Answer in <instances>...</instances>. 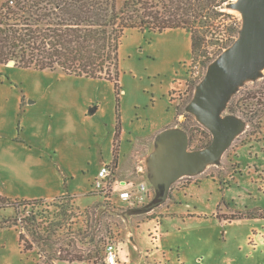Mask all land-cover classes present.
I'll list each match as a JSON object with an SVG mask.
<instances>
[{
    "label": "rangeland",
    "instance_id": "1",
    "mask_svg": "<svg viewBox=\"0 0 264 264\" xmlns=\"http://www.w3.org/2000/svg\"><path fill=\"white\" fill-rule=\"evenodd\" d=\"M219 10L234 17L196 23L205 52L195 60L184 28L126 30L117 85L115 78L0 64V196L44 199L34 207L35 227L47 238L43 244L40 235H29L33 250L23 252L19 228H0V264H106L109 243L117 246L119 264H264V69L229 101L245 127L222 158L182 177L167 200L143 210L157 201L150 172L158 135L186 128L195 149L212 140L187 106L209 65L238 37L230 26L234 19L242 24L241 13L228 3ZM106 166L112 175L96 186ZM142 183L143 199L120 198L121 190L137 192ZM1 204L0 221L32 209ZM70 243L93 260L58 259Z\"/></svg>",
    "mask_w": 264,
    "mask_h": 264
},
{
    "label": "trees",
    "instance_id": "2",
    "mask_svg": "<svg viewBox=\"0 0 264 264\" xmlns=\"http://www.w3.org/2000/svg\"><path fill=\"white\" fill-rule=\"evenodd\" d=\"M230 1L4 0L0 6V64L14 60L16 65L25 68L61 70L69 75L90 78H115L117 85L118 49L126 30L136 28L141 32H163L184 28L191 33L192 57L195 60L205 52V38L196 29V23L204 22V26H208L213 17L222 14L234 17L219 10ZM240 28L241 24L234 19L230 26L234 39L239 36ZM227 110L232 114L236 112L231 104ZM247 121L252 122L250 118ZM184 130L193 143L190 131ZM120 132L119 121L114 137L113 163L120 153ZM0 201L1 207L19 209L20 206H32L21 219L0 221V228H19L23 252L33 250L30 236L40 235V242L46 243L47 238L37 233L35 226L40 223L34 213L35 205L42 204L44 199L12 200L0 196ZM99 207L96 205L94 209ZM69 245L71 247L65 248L64 253L61 251L58 259L69 262L93 260L92 254H85L76 244ZM100 251L97 246L95 255L98 256Z\"/></svg>",
    "mask_w": 264,
    "mask_h": 264
},
{
    "label": "water",
    "instance_id": "3",
    "mask_svg": "<svg viewBox=\"0 0 264 264\" xmlns=\"http://www.w3.org/2000/svg\"><path fill=\"white\" fill-rule=\"evenodd\" d=\"M228 5L241 13L239 36L209 65L187 106L212 134V140L195 149L183 129L170 128L158 135L150 172L158 196L144 211L167 200L172 185L182 177L199 174L209 164L217 163L245 127L243 119L225 111L238 88L248 80L258 79L264 69V0H232ZM7 64L15 65V61ZM96 110L91 108L89 114Z\"/></svg>",
    "mask_w": 264,
    "mask_h": 264
},
{
    "label": "built area",
    "instance_id": "4",
    "mask_svg": "<svg viewBox=\"0 0 264 264\" xmlns=\"http://www.w3.org/2000/svg\"><path fill=\"white\" fill-rule=\"evenodd\" d=\"M111 175V170L108 166L102 168L100 172V177L96 182V186H102V183L106 178ZM140 192L141 194L137 196L136 193ZM148 193V187L145 183L140 184L137 192L133 189L121 190L120 191V198L122 200L130 201L134 200L135 197L143 199L146 194ZM106 264H119L118 254L116 251V247L113 243H109L106 247V257H105Z\"/></svg>",
    "mask_w": 264,
    "mask_h": 264
},
{
    "label": "bare ground",
    "instance_id": "5",
    "mask_svg": "<svg viewBox=\"0 0 264 264\" xmlns=\"http://www.w3.org/2000/svg\"><path fill=\"white\" fill-rule=\"evenodd\" d=\"M104 168V167H103ZM109 169L112 171V168L109 166ZM111 175H112V173H111ZM107 179L108 178H106L104 181H107ZM125 190H127V189H125ZM115 247H117L116 245H115ZM116 251H117V248H116ZM105 252H106V250H105ZM106 254V253H105ZM105 257H106V255H105Z\"/></svg>",
    "mask_w": 264,
    "mask_h": 264
},
{
    "label": "crops",
    "instance_id": "6",
    "mask_svg": "<svg viewBox=\"0 0 264 264\" xmlns=\"http://www.w3.org/2000/svg\"><path fill=\"white\" fill-rule=\"evenodd\" d=\"M60 263H62V262H60ZM57 264H59V263L57 262Z\"/></svg>",
    "mask_w": 264,
    "mask_h": 264
},
{
    "label": "clouds",
    "instance_id": "7",
    "mask_svg": "<svg viewBox=\"0 0 264 264\" xmlns=\"http://www.w3.org/2000/svg\"><path fill=\"white\" fill-rule=\"evenodd\" d=\"M156 191V190H155Z\"/></svg>",
    "mask_w": 264,
    "mask_h": 264
}]
</instances>
